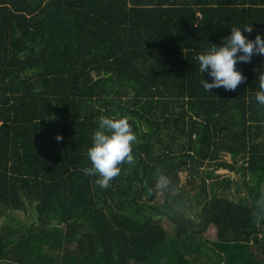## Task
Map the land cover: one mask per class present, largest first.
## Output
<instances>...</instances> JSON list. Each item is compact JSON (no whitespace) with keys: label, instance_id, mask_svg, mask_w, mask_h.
I'll return each mask as SVG.
<instances>
[{"label":"trees","instance_id":"trees-1","mask_svg":"<svg viewBox=\"0 0 264 264\" xmlns=\"http://www.w3.org/2000/svg\"><path fill=\"white\" fill-rule=\"evenodd\" d=\"M251 26L264 0H0V264H264V56L211 93L196 60ZM101 116L137 137L106 189Z\"/></svg>","mask_w":264,"mask_h":264},{"label":"clouds","instance_id":"clouds-1","mask_svg":"<svg viewBox=\"0 0 264 264\" xmlns=\"http://www.w3.org/2000/svg\"><path fill=\"white\" fill-rule=\"evenodd\" d=\"M244 32L252 33V26L230 28V34L222 38L219 45L209 43L210 46L196 57L200 74L207 73L208 77L201 81L204 91L211 93L212 89L220 88L235 91L246 80L237 64L251 63L253 56H264V36L258 33L250 38ZM256 80L259 83L255 100L264 105V70L258 72ZM136 139L128 117H99L98 127L92 133L91 146L87 150L91 166L84 167L83 173L94 176L101 188H108L110 181L120 174L119 165L134 163L132 146ZM166 183L167 178L161 176L159 184L164 186Z\"/></svg>","mask_w":264,"mask_h":264},{"label":"rangeland","instance_id":"rangeland-1","mask_svg":"<svg viewBox=\"0 0 264 264\" xmlns=\"http://www.w3.org/2000/svg\"><path fill=\"white\" fill-rule=\"evenodd\" d=\"M237 179H239V178H237ZM210 181L211 180H207V183H210ZM200 183H198V185H199ZM197 188V190L195 191L197 194H199V191H200V187H196ZM192 195H193V192H192ZM230 197L232 198V199H235V194L233 193V194H231L230 195ZM194 203H195V200H194ZM157 204H159V200L157 201ZM196 207V204H194V206H193V209ZM34 212V211H33ZM15 216H18L19 217V220L21 219V220H24L22 223H27L26 222V219L28 218V214L26 213V212H23V211H19V212H17V213H15L14 214ZM161 221H162V224L164 225V227H166L167 229H169V221L167 220V218L166 217H163L162 219H161ZM212 233V232H211ZM213 235L211 234V237H212Z\"/></svg>","mask_w":264,"mask_h":264}]
</instances>
